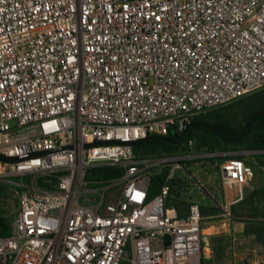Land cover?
<instances>
[{
    "label": "built area",
    "instance_id": "built-area-1",
    "mask_svg": "<svg viewBox=\"0 0 264 264\" xmlns=\"http://www.w3.org/2000/svg\"><path fill=\"white\" fill-rule=\"evenodd\" d=\"M263 89L264 0H0V156L24 158L0 161V182L20 179L0 264H203L199 205L180 217L167 184L148 190L220 154L189 139L139 158L130 143ZM102 167L122 174L93 179ZM213 167L231 217L253 170Z\"/></svg>",
    "mask_w": 264,
    "mask_h": 264
},
{
    "label": "trees",
    "instance_id": "trees-1",
    "mask_svg": "<svg viewBox=\"0 0 264 264\" xmlns=\"http://www.w3.org/2000/svg\"><path fill=\"white\" fill-rule=\"evenodd\" d=\"M256 104L264 105V89L250 96L244 97L230 105L211 110L209 112L199 114L193 117V121H202L214 127L223 137L235 138L242 131L245 119L255 110L253 106ZM237 108V112L233 113V109ZM171 140H175L178 135L169 130L167 136ZM189 139H194V149L196 153L220 154V156L206 158L212 163L215 160L224 161L227 159L245 160L244 155H229L228 153L236 152H258L264 151V116L254 117L248 126V130L243 138L234 144L223 143L214 134L208 130L194 126L188 129L184 139L177 145H170L162 141H147L141 144L132 146L133 153L139 158L157 156L159 154L184 155L189 152L187 142ZM257 164L261 167L262 172L264 167V154L252 155ZM200 160V159H199ZM193 161V160H192ZM188 161H184L182 164ZM247 164H249L247 162ZM168 169L164 168L158 174L151 177L148 195L152 197L156 195L160 188L167 184L169 186V194L166 200L167 207L176 209L180 217L188 214L189 206L192 202L184 200L182 191L184 183L175 176L166 181ZM90 176L97 181H107L121 176V171L112 167H102L94 169L90 172ZM40 187L50 188L51 185L43 183V180L38 181ZM248 199L234 204L231 207V216L235 218H251V207H248ZM202 216L215 215L219 213V208L214 205L203 206L199 205ZM13 219H8L4 209L0 208V238L9 237L12 231ZM248 225L244 230L245 234H255L262 238L264 244V221H247Z\"/></svg>",
    "mask_w": 264,
    "mask_h": 264
},
{
    "label": "crops",
    "instance_id": "crops-1",
    "mask_svg": "<svg viewBox=\"0 0 264 264\" xmlns=\"http://www.w3.org/2000/svg\"><path fill=\"white\" fill-rule=\"evenodd\" d=\"M245 199L252 208L251 216L257 220L225 217L220 208L215 215L203 216L200 225L203 262L205 259L208 264H264L262 238L244 233L247 221H264V182L258 181L255 175L250 187L242 189V197L236 203Z\"/></svg>",
    "mask_w": 264,
    "mask_h": 264
},
{
    "label": "rangeland",
    "instance_id": "rangeland-1",
    "mask_svg": "<svg viewBox=\"0 0 264 264\" xmlns=\"http://www.w3.org/2000/svg\"><path fill=\"white\" fill-rule=\"evenodd\" d=\"M256 111H263L264 105L256 104L253 106ZM233 113L237 112L234 108ZM255 154H244L245 162H248L253 170L255 178L264 182V172L257 164L256 159L252 156ZM175 177L184 183L182 196L184 200L196 203L198 205L208 206L211 204L219 205L223 202L224 191L221 185L220 174L213 167V163L206 159L188 161L183 164V168L175 172ZM17 179L5 180L0 182V208L4 209L8 219H13L18 204V191L15 184ZM23 182H26L24 179ZM116 190L109 191L107 196L110 197ZM229 196L234 195V191H227ZM215 202V203H214ZM121 264H127L122 262ZM203 264H208L204 259Z\"/></svg>",
    "mask_w": 264,
    "mask_h": 264
},
{
    "label": "water",
    "instance_id": "water-1",
    "mask_svg": "<svg viewBox=\"0 0 264 264\" xmlns=\"http://www.w3.org/2000/svg\"><path fill=\"white\" fill-rule=\"evenodd\" d=\"M256 116H264V110L263 111L252 112L250 115H248V117L245 119L242 131L235 138H225V137H223L214 127H212L208 123H205V122H202V121H191V122H189L186 125L185 129L178 135V137L175 140H171L168 137H163V136H150V137H147L146 139L133 141L130 144H131V146H134V145L141 144V143H144V142H147V141H154L155 140V141L166 142V143H168L170 145H177L184 139L188 129H190L191 127H194V126L202 127L204 129L208 130L209 132L214 134L223 143L234 144V143L239 142L243 138V136L246 134V132L248 130V126H249L250 121ZM39 154L40 155L41 154H45V152H42V153H39ZM228 154L229 155L264 154V151H258V152H251V151L250 152H236V153H228ZM23 159L24 158H6V157H3V156H0V161L6 162V163H15V162H18V161L23 160Z\"/></svg>",
    "mask_w": 264,
    "mask_h": 264
}]
</instances>
